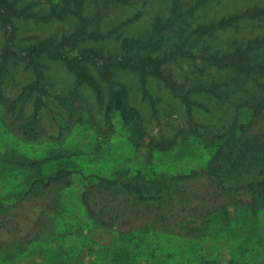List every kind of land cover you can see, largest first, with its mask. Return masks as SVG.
I'll return each instance as SVG.
<instances>
[{
  "label": "rangeland",
  "instance_id": "374dc122",
  "mask_svg": "<svg viewBox=\"0 0 264 264\" xmlns=\"http://www.w3.org/2000/svg\"><path fill=\"white\" fill-rule=\"evenodd\" d=\"M26 1L38 0H23L21 4ZM85 1L87 13L94 14V0ZM193 1L181 0L183 9ZM99 2L102 7V0ZM253 5L264 6V0H213L196 13L194 23L227 17ZM170 10L171 0L112 4L101 10L102 28L106 32L130 21L117 33L147 39L156 17L163 21ZM263 24L241 23L236 29L220 31L185 48L195 55L225 52L262 35ZM73 29V21L69 20L19 23L16 41L32 44L51 36L59 38ZM4 35L0 28V53ZM175 42L179 41H168L171 45ZM116 43L107 42L104 50H116ZM163 48L161 53L169 52L172 46ZM257 54L264 57V49ZM200 63L199 59L182 56L164 64L162 73L185 89L213 79L222 83L229 80L225 73ZM43 65L41 86L46 92L41 97L45 107L39 119L44 132L37 141H26L11 125V120L4 117L8 116V106L0 100V264H264V209L260 205L230 206L226 215L212 219L204 234L192 237L182 229L163 226L145 232H119L89 218L80 199L86 176L116 179L137 173L145 178L160 173L186 174L204 169L213 149L206 148L200 136L190 132L184 104L168 84L153 77L143 82L137 74L123 70L116 71L115 80L126 88L128 102L137 112L135 119L126 124L119 115L113 116V128L109 129L102 117L107 103L105 88L100 99L93 89L83 86L78 90L81 107L77 111L82 123L65 128L63 117L67 114L55 97L72 95L74 77L59 62L45 61ZM34 80L24 64L10 61L0 93L10 102ZM223 90L230 98L220 102H207L202 95L193 97L207 104V108L194 107L193 123L207 128L221 123L219 117L230 110L229 103L239 98L238 93ZM34 97L32 93L23 104L24 116L31 114ZM247 119L244 114L240 121ZM162 138L174 140L175 145L167 151L148 146L152 139ZM59 169L74 172L72 185L44 189V183Z\"/></svg>",
  "mask_w": 264,
  "mask_h": 264
},
{
  "label": "trees",
  "instance_id": "16d2710c",
  "mask_svg": "<svg viewBox=\"0 0 264 264\" xmlns=\"http://www.w3.org/2000/svg\"><path fill=\"white\" fill-rule=\"evenodd\" d=\"M21 1L0 0V28L5 34L0 53V88L10 61L24 64L35 80L12 101H5L1 93L0 100L8 106V116L4 117L12 121L11 125L26 141H37L44 132L39 112L45 107L41 95L46 91L41 80L46 61L61 63L74 77L72 95L55 97L67 114L63 117L65 128L82 123L77 111L81 107L78 90L83 86L93 89L100 99L105 88L107 103L102 117L109 129L113 128L112 119L116 115L126 124L132 122L137 112L128 102L126 88L115 80L116 71L123 70L137 74L143 82L153 77L168 84L184 104L190 132L200 136L206 148L213 149L204 169L186 174L160 173L145 178L137 173L116 179L86 176V187L80 199L89 218L119 232L134 229L145 232L163 226L182 229L192 237L204 234L212 219L226 215L230 206L248 203L264 209V57L257 54L264 49V32L225 52L195 55L185 48L188 43L213 37L220 31L236 29L241 23H264V6L253 5L227 17L194 23L196 13L213 0H194L185 9L181 0H171L168 17L163 21L156 17L150 36L142 39L117 33L130 21L103 31L102 8L127 4L128 0H102V7L99 0H94L96 10L92 15L86 11L85 0H38L25 4ZM67 20L73 21L74 29L59 38L51 36L32 44L16 41L19 23ZM262 26L264 28V24ZM171 38L179 42L171 45L168 43ZM112 40L117 42L116 50L105 51L104 45ZM165 46H172V49L161 53ZM74 48L79 50L72 54ZM182 56L199 59L201 65L219 74L225 73L229 80L222 83L213 79L188 89L184 85L177 86L162 72L164 64ZM224 88L238 93L239 98L236 103H229V113L226 110L225 115L219 117L221 123L208 128L193 123L194 107L207 108L206 103L193 97L202 95L207 102L224 101L230 98ZM32 93H35L32 112L24 116L22 106ZM244 114L248 119L240 121ZM174 145V140L163 138L160 141L152 139L148 144L158 151L170 150ZM72 175L73 171L59 169L43 188L70 187Z\"/></svg>",
  "mask_w": 264,
  "mask_h": 264
}]
</instances>
